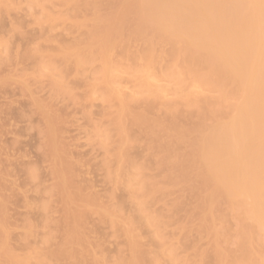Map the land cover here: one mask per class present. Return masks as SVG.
<instances>
[{"label":"bare ground","instance_id":"6f19581e","mask_svg":"<svg viewBox=\"0 0 264 264\" xmlns=\"http://www.w3.org/2000/svg\"><path fill=\"white\" fill-rule=\"evenodd\" d=\"M51 1L55 3L52 2V5H59L62 11L52 12L44 5L39 6V0H29V6L38 5L42 8V13L36 15L38 17L33 16L35 19L31 21L33 24H40V27L44 22L51 25L58 21L63 24L65 22L75 37L68 44H63L61 39L56 44L58 46L50 47L51 43H46L48 36L44 33L39 41L43 38L46 45L42 44L43 41L41 44L44 49L48 45L47 51L40 44H35L38 40L35 45L28 41L30 46H25L27 48L25 51L23 49V54L26 60L32 61L31 68L28 69L30 74L27 72L19 77L15 76L20 78L16 83L26 88L28 79L30 80L27 76H32L36 81L45 77L55 88L50 84L54 93L49 91L54 96L64 94L71 101L72 88L65 84L63 74L66 76L68 71L76 79L85 71L91 70V75L83 83V99H100L99 101L103 100L107 105L103 104L106 106L103 108H115L113 119L108 120L110 124L104 126L105 128L103 125L102 128L99 127L101 124L94 127L95 130H99L98 127L101 131L109 130L104 140L109 139L116 144L113 146L109 142L107 149L113 148L112 153L107 150L108 157L104 155L107 159L113 154L110 156L113 160L109 158L108 162L102 159L105 179L116 190L118 186L126 190L127 193L124 194L121 188L125 195L122 197L127 198L125 201L130 203V207L129 210L126 208L127 213V210L123 213L120 204L109 203L112 202L110 197L114 192L112 186V195L109 194V198L106 195L109 201L106 204L110 205H105V200L88 193L87 187L77 178L79 172L75 174V170L77 172L81 167L78 168L77 162L76 165L73 164L75 161H71L68 152H65L68 158L64 156L65 149H62L63 152L57 149L60 144L57 142L61 140H56L58 137L56 138L55 125L58 119L55 114L61 105L54 109L55 114L52 115L50 110L53 108L49 103H55H52L54 99L52 102L48 101L51 99L48 94L46 96L50 98L47 100L49 103L46 101L44 104H49L51 109L45 108L38 101L35 106L43 114L37 110V106L31 107L34 106L42 115L39 119H44V128L48 130V158L53 163L49 166L54 165L51 173L55 176L54 183L57 186H52L51 189H55H52V193L56 196V189L58 191V186L61 187L60 199L58 198L60 204L57 202L61 205V211L49 209L50 205L47 206L44 202L34 203L35 205L26 203V207L38 212H61V216L56 215L59 219L54 220L50 218L52 215H48L42 222L26 218L22 225L15 224L19 220L14 224L11 222L13 225L9 224L12 215L6 212V205L14 196L16 188L5 179V174L4 177L0 174V264H264V0H50V4ZM11 5L8 0H0V13L7 9L6 13L9 9L13 10ZM26 12L29 14L28 10ZM2 18L4 17L0 19ZM12 29L10 27L7 30V37L5 30H2L6 38L10 34L19 36ZM3 36L0 39V64L7 66L13 59L11 58V62V59L3 57L1 53H5L7 50L4 52L3 49L8 48L11 43L6 38L2 40ZM51 48L56 49L48 51ZM12 49L14 51L15 48L10 50ZM18 51L14 52L15 55ZM8 55L10 57V53ZM17 58H20L19 54ZM87 65L93 69L87 68ZM3 70L2 72L5 71ZM86 72L85 75H89ZM1 81L4 84L7 82L5 79ZM62 81L64 82L58 84ZM40 82L41 80L39 84ZM43 84L40 85L43 89L39 87L40 91L46 89ZM18 88L20 90L21 87ZM31 93L30 95H35ZM27 95L26 93L25 96ZM15 96L14 98L17 97ZM73 96L78 97L72 95V98ZM26 98L29 99L28 96ZM35 99L39 100L36 95ZM81 99H77V103ZM2 105L6 106L3 101ZM91 105L93 104L88 107ZM64 107L71 112L67 105ZM60 111L57 112L58 115ZM108 112H105L106 115L111 117ZM6 115L4 117L7 118ZM111 120L113 130L109 129ZM2 121L0 120L1 124ZM105 122L107 123L106 120ZM133 131L138 135L130 134ZM110 132H113L112 135L115 132L116 139L111 137ZM103 134L101 133L102 136ZM84 136L87 137L88 134ZM66 137L64 135V139L70 141ZM104 140H99L104 142L103 148ZM139 147L143 149V155L136 154L141 159L131 156V152H136L134 150ZM2 152L3 150L0 153ZM73 152L75 151L71 153ZM44 155L47 157V153ZM74 157L76 155L72 157L73 160ZM81 157L79 153V158ZM80 160L82 159L79 162ZM153 171L157 175L151 174ZM23 172L24 170L20 174L23 175ZM25 173L29 181L37 176L34 169H25ZM73 173L75 177H72ZM71 177L76 179L78 185H72L71 181L74 179L71 180ZM58 204L55 205L60 207ZM52 207L56 206L51 205L50 208ZM91 215H96L103 223L106 222L112 230V236L121 240V246L115 249L112 256L107 251V245L111 243L106 242V237L105 240L96 234L95 228L98 226L95 223L94 226L88 223L87 219Z\"/></svg>","mask_w":264,"mask_h":264},{"label":"rangeland","instance_id":"374dc122","mask_svg":"<svg viewBox=\"0 0 264 264\" xmlns=\"http://www.w3.org/2000/svg\"><path fill=\"white\" fill-rule=\"evenodd\" d=\"M9 1V3L11 2V6H12V8H13V10L12 9H9V14H8V12L6 13V11L8 10H3V12H1L0 14H2V16L4 17V18H2V19H0V20H2L1 22H0V28H1V30H0V32L3 30H5L4 32H5V35L7 34V30H10V27L11 28H13L12 30L14 31L13 33H18V35L19 36H17V35H15V34H10V36H8L9 38H6L7 37V35H6V37H5V35H4V33H3V31H2V33H0V39H1V37L3 36L4 38L2 39V40H4L5 38H6V40L8 39V42L9 43H11V44H9L10 46L7 48L6 46V44L3 42V41H1V42H3L4 44H5V47L7 48H5V49H3V51L5 52L6 50L8 51V50H10L11 48H15L14 49V51H13V49L12 50H10V51H6L5 53H7V55H5V53H1L2 55H3V57L4 56H6L5 58H7V59H13V62H12V59H11V62L12 63H7V61L5 62V64L7 63V66H2L1 64V68H0V73L2 72V70L4 71V72H2L1 73V77H0V81L1 80H4L5 79V81H7L5 84H4V82H0V86H2L3 84L5 85V86H7V87H5L4 85L2 86V87H0L1 89H0V103H1V107H0V115H2V116H0V120L2 121L3 119H7V120H3L2 121V124H1V122H0V125H2V127L0 126V149L2 148V150H3V152L2 153H0V160H2V161H0V165H1V167H0V171H1V173L0 174H2V176L5 174V179H7V181L8 182H10V183H12L13 184V187L14 188H16L15 189V192H14V196H12L11 198H10V200H8L9 202L7 203V205H6V208H7V213L8 214H11L10 216H11V218H13V220L10 218L9 219V221L10 222H8L9 224L12 222L13 224H14V222L16 221V220H19L18 221V223H17V221L15 222V224L17 225V224H21L22 225V221H23V219L25 220L26 218H28V220H37V221H40L41 220V222L44 220V218H45V216H47V217H49V216H51L52 215V217H50L51 219H54V220H56L58 217H59V215L61 216V212H59V211H61V210H59V209H61V205H59L60 204V195H61V193L59 194V192H60V189H61V187H60V185L58 186V191H57V189H56V191H55V195L56 196H54L53 195V193H54V188H57V186H55V176H54V174L53 173H51V169H53V168H51L52 166H54V165H52V166H49L50 165V163L51 164H53L51 161H49V158L48 157H50V148L48 147V130L46 131V127L44 128V126H45V122H43L44 121V119L41 121L40 119L42 118L41 116L42 115H40V113L41 114H43V111H41V109H39L38 108V106L36 107L35 106V103L37 104L38 102H41V103H45L48 99H50V100H48V101H50V102H52L53 101V99H54V101L52 102V103H55V104H51V103H49L48 101V103L50 104V105H52V108H53V110L51 109V106H49V104H44L45 105V108L47 107V109H51L50 110V112L52 113V115H54L55 113H53V112H55L54 111V109L58 106V105H61L58 109H57V112L58 111H60L59 113V115H58V113L56 112V114H55V117H56V115H57V119H58V121L56 122V125H55V127L57 126V128H55L56 130V140L57 141H59V140H61V142L59 141V142H57V143H60V144H58V146H57V149L59 150H61L62 151V149H63V151H64V149L66 150V151H64V153L66 152H68V155L71 157V161H75V163H73V164H75L76 165V162H77V164H78V168H80V170H81V172H80V170L79 171H77L76 172V170H75V174H77L78 172H79V174L77 175V178L78 179H80L84 184H83V186L85 185L86 187H87V189H88V193L90 192V193H92V194H94V195H98L97 197H99V199H102V201H104L103 203L105 204V205H110V204H106V203H108L109 201L107 200V196H108V198H109V194H111L112 195V192H113V190H114V192L115 193H118L117 195L113 192V195L110 197V200H112V202H109V203H112V204H115L116 203V205L117 204H120L121 205V208H122V210H123V213L128 209V207H130V203L127 201H125L127 198L125 197H122V195L123 196H125L124 194H125V192H126V190H124L123 189V187H121L122 189H123V191H124V194H123V191H122V189L118 186V190H116L117 188H113V185L110 183V182H107L106 181V177H105V175H104V173H105V169L103 168V163H104V161H108V162H110L108 159L110 158V159H112L113 160V157H110L111 155H113V154H110V156H109V158H107L106 159V157L105 156H107L108 157V155L107 154H109V150H111V149H113V148H111V149H107V147H108V143L110 142V143H112L109 139V141L106 139V140H104L106 137H104V136H106V133H108L109 132V130H108V132H106L107 130H100V128L99 127H101L102 128V125H103V127L104 126H106V125H108V123H109V119H113L112 118V115H114V112H115V108L114 107H112V108H110V107H107L106 109H105V107L107 106L106 105V103H105V101L104 102H102V101H97V99L95 100V101H87L86 99H83V97L85 98V89H84V80L86 79V77L87 76H90L91 75V73H90V71L91 70H89L88 72H86V73H88L89 75H85V72H84V74L82 75V76H80V78H74L72 75H69V73L70 72H68V71H66L67 73H66V76H65V73L63 74V77H64V81H65V84L67 85V87L68 88H72L71 89V94L72 95H78V97H76L75 96V98H74V96H73V98H72V95L70 94V96H71V101H69V96H67V95H64V94H59V95H56V96H54L53 94H52V90H53V86H52V84H51V82L50 81H47V80H49V79H46L45 77H43V78H41V79H39L38 81H36V80H34L33 79V77L32 76H27L28 78H30V80L28 79V84H26V88L23 86V85H21L20 83H16V81L17 82H19V80H20V78H17V77H19V75L21 74V75H24V74H26L27 72L29 73V70L28 69H30L31 68V65H32V61H29L30 59H28V60H26L25 58H26V56H25V54H23L24 53V51L26 50L25 48H27V47H25L26 45H29L30 46V44L29 43H31V44H33V45H37V44H40L41 46H43V49H44V45H42V44H44L45 43V41H46V43H47V41L49 42V43H51V44H49V43H47V44H49V46L50 47H56V46H58V45H56V44H59L60 43V41H61V39H62V43L64 44H68V42L70 41L71 42V40L72 39H74L73 37H75V35H72L71 34V32L68 30V24L67 23H65L64 22V24H63V22L61 21V23H60V21H58V22H55V23H53L52 25L51 24H49V23H46V22H44V23H46V24H44V23H41V27L39 26L40 24H37L36 25V23L34 22V24H33V22L32 21H34V19H35V17H34V19H33V16H36V15H40L41 13H42V8L41 7H43V5L44 6H46V8L48 7V9L50 10V11H52V12H59V11H62V9H61V7L58 5H54L55 3L53 2V1H51V4H50V0L48 1V0H39L40 2L39 3H41V5L39 4V6H41V7H38V5H31V6H29L28 5V3H30L29 2V0H8ZM22 1V2H21ZM21 2V3H20ZM26 2H27V4H26ZM52 2L54 3L53 5H52ZM13 3H15V4H18V6L16 7L15 6V4H13ZM23 3V4H22ZM22 5V6H20V5ZM14 5V6H13ZM24 5V6H23ZM27 5V6H26ZM33 6V7H32ZM36 6V7H35ZM16 8H18V9H16ZM22 8V9H21ZM25 8H26V10H25ZM28 8V9H27ZM32 8V9H31ZM17 11H16V10ZM19 9H21L20 10V13H19ZM30 9V10H29ZM40 9H41V11H40ZM28 10V12H29V14H27V11ZM32 10V11H31ZM47 10V9H46ZM5 11V12H4ZM13 11H15V12H13ZM18 12V13H17ZM41 12V13H40ZM5 13V14H4ZM13 13V14H12ZM14 13H16L15 15H14ZM34 13V14H33ZM13 16H11V15ZM19 14V15H18ZM22 14V15H21ZM31 14H33V15H31ZM17 15V16H16ZM2 16H0V18L2 17ZM15 16V17H14ZM32 16V17H31ZM9 17V18H8ZM22 17V18H21ZM23 17H24V20H23ZM30 17V18H29ZM36 17H38V16H36ZM10 18H12L11 20H10ZM18 20H16V19ZM32 20V21H31ZM13 21V22H12ZM5 22V23H4ZM8 22V23H7ZM28 22V23H27ZM22 23V24H21ZM31 23L33 24V25H31ZM11 24H13V25H15L16 26V24L18 25V26H13L12 27V25ZM42 24H44V25H42ZM5 25V26H4ZM20 25V26H19ZM25 25V27H23ZM36 25V26H35ZM9 26V27H8ZM4 27V28H3ZM7 29H6V28ZM3 28V29H2ZM9 28V29H8ZM23 28V29H22ZM37 28V29H36ZM21 29V30H20ZM28 29H29V31H28ZM41 29V30H40ZM17 30V31H16ZM18 30H20V31H18ZM10 32V31H9ZM20 32V33H19ZM30 32V33H29ZM31 32H33V33H31ZM22 33V34H21ZM24 33H25V35H24ZM46 34V36H48V38H47V40H43V38H42V40H41V42L43 41V43L41 44V42L39 41L40 40V36L42 37V35L43 34ZM21 34V35H20ZM27 34V35H26ZM13 36V37H12ZM15 36V37H14ZM23 36H25V37H23ZM22 37V38H21ZM27 37V38H26ZM43 37H44V35H43ZM25 38V39H24ZM35 38H36V40H35ZM39 38V39H38ZM45 38V39H46ZM12 39H13V41H12ZM17 39V40H16ZM31 39V40H30ZM33 39L35 40L34 42H32L33 41ZM50 41H49V40ZM25 40V41H24ZM38 40V41H37ZM58 40H59V43H58ZM17 41V43H15ZM28 41H31V42H29L28 43ZM37 41V42H36ZM63 41H67V42H63ZM36 42V43H35ZM19 43V44H18ZM35 43V44H34ZM46 43H45V45H46ZM52 43H54L53 45H52ZM18 44V45H17ZM70 44V43H69ZM12 45H13V47H12ZM16 45V46H15ZM32 45V46H33ZM39 45V46H40ZM56 45V46H55ZM22 46V47H21ZM48 47V45L45 47V51H47V49H49V48H47ZM4 48V47H3ZM42 48V47H41ZM0 49H2V46H0ZM23 49H24V51H23ZM56 48H51L50 50H48V51H53V50H55ZM19 50V51H18ZM2 51V52H3ZM14 53L15 51H18L17 52V55H15L16 53H12V52ZM10 53V57H9V54ZM15 55V57L13 56V55ZM18 54H19V57L21 58H17L18 57ZM21 54H23V56H24V58H22L21 56ZM13 57H12V56ZM17 56V57H16ZM1 58V57H0ZM14 58H15V60H14ZM8 60V61H9ZM18 60V61H17ZM17 61V62H16ZM19 62V63H18ZM4 63V62H3ZM15 63L17 64L18 63V65H16L15 66ZM21 63V64H20ZM9 64V65H8ZM4 65V64H3ZM12 65V66H11ZM14 65V66H13ZM28 66V67H27ZM6 67V68H5ZM12 67V68H11ZM17 67V68H16ZM87 68H91V69H93V67L92 66H90V65H87L86 66ZM8 68V69H7ZM11 68V69H10ZM86 68V69H87ZM6 69H7V71H6ZM16 69V70H15ZM16 71V72H13V71ZM26 70V71H25ZM88 70V69H87ZM9 71V72H8ZM19 71V72H18ZM25 71V72H24ZM24 72V73H23ZM4 73V74H3ZM6 73H7V75H6ZM12 73H15L14 75H11ZM17 74V75H16ZM30 74V73H29ZM71 74V73H70ZM67 75H68V80H67ZM15 76H17V77H15ZM71 78H70V77ZM21 77V76H20ZM11 78V79H10ZM66 79V80H65ZM74 79V80H73ZM12 80V81H11ZM41 80V82H40V84H39V81ZM72 80V81H71ZM8 81H11L10 83H11V85L9 86V82ZM27 81V80H26ZM42 81H44V84H43V82ZM64 81H62V82H60V83H58V84H61V83H63ZM70 81V82H69ZM75 81H76V83H75ZM12 82H14V84L12 83ZM31 82H32V84H31ZM79 84H78V83ZM81 82V83H80ZM3 83V84H2ZM27 83V82H26ZM31 85H30V84ZM49 83V84H48ZM73 83H74V85H73ZM15 84H17V85H15ZM45 85V87H44V89L46 88V89H48V91L45 89V90H39V89H43V87H41L40 85ZM50 84H51V87H53L52 88V90H51V87H50ZM69 84V85H68ZM73 86H72V85ZM77 84V85H76ZM14 85V86H13ZM37 87H35V86ZM23 86V87H22ZM29 86V87H28ZM70 86V87H69ZM13 88V89H11V88ZM15 87V88H14ZM18 87H21L20 88V90H19V88ZM34 87V89H32ZM39 87H41V88H39ZM5 88H7V89H5ZM23 88V89H22ZM174 88V87H173ZM27 89V90H26ZM37 89V90H36ZM55 89V88H54ZM75 89H78V90H75ZM81 89V90H80ZM5 90V91H4ZM23 90H25L26 91V93L28 94L27 96H28V98L29 99H31V102H32V104H31V102H30V100L29 99H27L26 97L27 96H25L26 95V93H25V91H23ZM29 90V91H28ZM30 90H35V91H30ZM52 91V92H50V91ZM83 90V91H82ZM9 91H10V93H9ZM38 91H40V92H38ZM46 91H47V93H46ZM55 91V90H54ZM7 92V93H6ZM14 92H15V94H14ZM35 93V95H36V97H37V99H39V96L41 97L39 100H36L35 99V95H30V93ZM42 92V93H41ZM56 92V91H55ZM80 92V93H79ZM84 92V93H83ZM2 93H3V95H2ZM5 93V94H4ZM11 93H12V95H11ZM18 93H19V96H18ZM22 93V94H21ZM24 93V94H23ZM31 93V94H32ZM39 95H38V94ZM54 93V92H53ZM75 93V94H74ZM83 93V94H82ZM8 94H10V95H8ZM49 94V95H48ZM52 94V95H51ZM81 94V95H80ZM16 97V98H14V96ZM46 95H48L50 98H48V96H46ZM64 95V96H63ZM7 96V97H6ZM33 96H34V99H33ZM62 98H61V97ZM68 97V99L66 98V97ZM6 97V98H5ZM45 97H47V99L45 98ZM55 97H57V98H55ZM60 97V98H59ZM80 97V98H79ZM81 97H82V99H81ZM24 98V99H23ZM44 98L46 99V100H44ZM58 98H59V101L61 100V99H63V100H65L64 102L63 101H58ZM5 99V100H4ZM21 99H22V101H21ZM27 99V100H26ZM73 99V100H72ZM77 99H81V100H83L82 102H81V100H80V102L78 101V103H77ZM11 100V101H10ZM32 100H34V101H32ZM2 101H3V104H6V106H4V105H2ZM10 101V102H9ZM15 101V102H14ZM16 101H18V103L19 104H17V102ZM38 101V102H37ZM42 101H44V102H42ZM58 101V102H57ZM73 101V102H72ZM75 101V102H74ZM86 101V102H85ZM8 102V103H7ZM22 102V103H21ZM30 102V103H29ZM64 103V105H63V103ZM89 102V103H88ZM24 103V104H23ZM34 103V104H33ZM58 103V104H57ZM66 103V104H65ZM81 105H80V104ZM83 103V104H82ZM7 104H9V105H7ZM21 104H22V106H21ZM42 104V105H43ZM76 104V105H75ZM90 104H93V105H91V107H88V105L90 106ZM103 104H105V105H103ZM32 105H34L36 108H38L37 110L38 111H40V113H38L37 112V110H35L33 107H31ZM47 105V106H46ZM67 105V107H68V109H70L71 110V112L68 110V111H66L67 110V108H65L64 106H66ZM73 105L74 106H76V107H73ZM99 107H98V106ZM8 106V107H7ZM48 106L50 107V108H48ZM103 106H105L104 108H103ZM9 107H11V108H9ZM17 107V108H16ZM20 107H22V108H20ZM31 107V108H30ZM63 107V108H62ZM80 107V108H79ZM84 107H85V109H84ZM3 108V109H2ZM7 108V109H6ZM14 108V109H13ZM83 108V109H82ZM87 108V109H86ZM92 108V109H91ZM10 109V110H9ZM34 109V110H33ZM60 109V110H59ZM66 109V110H65ZM82 109V110H81ZM90 109V110H89ZM101 111H100V110ZM105 109V110H104ZM10 112H9V111ZM74 110H75V112H74ZM85 110V111H84ZM89 110V111H88ZM104 110V111H103ZM112 110H113V112H112ZM1 111L4 113V115H6V116H8L7 118L6 117H4V115H3V113H1ZM34 111V112H33ZM36 111V112H35ZM49 111V110H48ZM66 111V112H65ZM83 111V112H82ZM87 111V112H86ZM99 111H100V114H99ZM109 111V112H108ZM14 112V113H13ZM33 112V113H32ZM63 114H62V113ZM79 112V113H78ZM86 112V113H85ZM88 112H90V114H88ZM108 112V113H110L111 114V117L109 116H107L106 115V113ZM112 112V113H111ZM10 113V114H9ZM25 114V115H22V114ZM30 113H31V115H30ZM84 113L85 114H87V115H84ZM103 113H105V115L103 114ZM18 114V115H17ZM62 114V115H61ZM65 114H66V116H65ZM72 114V116H70ZM74 114V115H73ZM102 114L104 115V116H102ZM110 114H108V115H110ZM10 115V116H9ZM20 115V116H19ZM38 115V116H37ZM90 115V116H89ZM20 117V119L18 118V117ZM35 116H37V117H35ZM65 116V117H64ZM82 116H84V117H82ZM105 116H107L106 117V119L104 118ZM16 119H14V118ZM39 117H40V119H39ZM62 117H63V119H62ZM71 117V118H70ZM89 117H90V119H89ZM100 117V118H99ZM11 118V119H10ZM22 118V119H21ZM25 118V119H24ZM35 118V119H34ZM64 118H65V121H64ZM87 118V119H86ZM101 118H104V120H101ZM70 121H69V120ZM100 119V120H99ZM27 120V121H26ZM38 120V121H37ZM61 120V121H60ZM77 120V121H76ZM88 120V121H87ZM96 120V121H95ZM105 120L107 121V123L105 122ZM109 120V121H108ZM15 121V122H14ZM30 121V122H29ZM60 121V122H59ZM75 121V122H74ZM87 121V122H86ZM90 121H92V122H90ZM95 121V125H94V122ZM100 121V122H99ZM102 121V122H101ZM5 122H7L6 124H4ZM12 122H14V124L12 125V127H11V123ZM43 122V123H42ZM59 122V124H57ZM65 122H67V123H65ZM73 124L74 123V125H72L71 123ZM99 122V123H98ZM29 123V124H28ZM65 123V124H64ZM76 123V124H75ZM85 123H86V125H85ZM106 123V124H105ZM4 124V125H3ZM18 124H20V126L18 125ZM38 126H37V125ZM71 124V125H70ZM101 124V125H100ZM110 124V123H109ZM6 125V126H5ZM39 125H41V126H39ZM67 125V126H66ZM70 125V126H69ZM98 125H100L99 127H98V129L101 131H99V130H95V126L97 127ZM5 126V127H4ZM19 126V127H18ZM26 126V127H25ZM73 126V127H72ZM75 126V127H74ZM87 126V127H86ZM110 126V125H109ZM15 127H17V130H16V128ZM62 129H61V128ZM69 127V128H68ZM72 127V128H71ZM85 127V128H84ZM11 128V129H10ZM40 128V129H39ZM53 128V129H54ZM58 128H59V131H58ZM105 128V127H104ZM6 131H5V130ZM13 129V130H12ZM15 129V130H14ZM19 129V130H18ZM23 129V130H22ZM25 129V130H24ZM37 129V130H36ZM42 129V130H41ZM60 129H61V132H60ZM64 129V130H63ZM70 129V130H69ZM106 129H108V128H106ZM109 129H111V130H113V126H112V120H111V127L109 128ZM12 131V132H8V131ZM39 130V131H38ZM43 130H45L44 132H43ZM66 130V131H65ZM68 130L70 131V133H68ZM15 131H17V132H15ZM21 131H23V132H21ZM26 131H28V132H30L31 134H27V132ZM55 131H53V132H55ZM85 131V132H84ZM87 131V132H86ZM2 132V133H1ZM8 132V134H6ZM19 132V133H18ZM41 132V133H40ZM99 132V134H97ZM103 132H104V134H103ZM42 133H44V134H42ZM60 133V134H59ZM88 134V136L89 137H92V138H90L89 139V137L87 136H84V135H87ZM91 133V134H90ZM101 133L103 134V136L101 135ZM113 134V132H110V134ZM134 133H136L137 134V132H131L130 134H134ZM4 134V135H3ZM20 134H22L21 136H20ZM25 134V135H24ZM47 134V135H46ZM58 134V135H57ZM110 134H107L108 135V137L109 138H111V137H113V138H115V132H114V135H112L111 137H110ZM136 134H134V135H136ZM29 135H30V137H29ZM41 135V136H40ZM42 135H44V137L45 138H43V136ZM64 135L65 136H67L68 137V140H70V136H71V140L70 141H72V142H70V141H66L65 139H64ZM94 136V138H93V136ZM101 135V136H100ZM133 135V136H134ZM138 135V134H137ZM136 135V136H137ZM36 136H38V137H36ZM46 136H47V138H46ZM59 136H60V138H59ZM97 137V139H96V137ZM132 136V135H131ZM4 137V138H3ZM66 137V138H67ZM73 137H75V138H73ZM86 137V138H85ZM100 137H101V139H100ZM103 138V139H102ZM112 138V139H113ZM4 139V140H3ZM7 139V140H6ZM13 139V140H12ZM29 139V140H28ZM45 141H43V140ZM59 139V140H58ZM72 139H74V140H72ZM85 139H86V141H85ZM88 139V140H87ZM116 139V138H115ZM18 141V142H16V141ZM20 140V141H19ZM41 140V141H40ZM99 140H104L105 141V148H103V144H104V142L102 143L101 141V143L99 142ZM11 141V142H10ZM12 141H14L15 143H13ZM38 141V142H37ZM65 141H66V144H65ZM106 141H107V143H106ZM1 142H3V144H1ZM6 143V145H5V143ZM20 142V143H19ZM23 142V143H22ZM26 144H25V143ZM29 142V143H28ZM40 142H43V143H40ZM74 142H75V147H74ZM77 142V143H76ZM90 142V143H89ZM113 142H115L114 141V139H113ZM11 143L14 145V146H16V147H14L13 145H11ZM18 143V144H17ZM32 143V144H31ZM62 143V144H61ZM109 143V144H110ZM8 144V145H7ZM9 144L11 145L10 147H9ZM29 145V144H31V145H29V146H26V145ZM45 144H47V146L44 148V145ZM64 144H65V146H64ZM69 144H71V146H68ZM73 144V145H72ZM79 144H80V146H79ZM113 144V143H112ZM3 145V146H2ZM42 147H41V146ZM68 147H67V146ZM102 145V146H101ZM107 145V146H106ZM114 145H116L115 143L113 144V146ZM8 146V147H7ZM18 146V147H17ZM5 147V148H4ZM23 148L22 150H21V148ZM33 147V148H32ZM49 148L48 150L46 149V148ZM60 147V148H59ZM65 147V148H64ZM73 147H74V149H73ZM143 146H141V148H142ZM6 148H8V150L6 149ZM9 148H11V149H9ZM16 148H18V149H16ZM31 148V149H30ZM67 148V149H66ZM72 148V150H69V149H71ZM104 150H103V149ZM109 148V147H108ZM115 148V147H114ZM141 148L139 147V148H137V149H135L134 151H136V152H134L133 153V151L131 152L132 154H134V155H132L131 154V156H133L134 158H140L141 159V157L140 156H142L143 155V149L141 150ZM16 149V150H15ZM2 150H0V152L2 151ZM5 150V151H4ZM6 150L8 151V152H6ZM14 150H15V152H14ZM25 150H26V152H25ZM30 150H32L31 152H30ZM35 150H37V151H35ZM41 150H44V151H41ZM75 151V152H73V153H71L72 151ZM78 150V151H77ZM108 150V151H107ZM21 151V152H20ZM34 151V152H33ZM46 151H48V152H46ZM62 151V152H63ZM141 151V152H140ZM23 152V153H22ZM27 152H29V153H27ZM36 152V153H35ZM42 152L45 154V153H47V157H46V155H44V154H42ZM83 152V153H82ZM106 152H108V153H106ZM111 153H112V150L110 151ZM6 153V155H4ZM21 153V154H20ZM34 153V154H33ZM66 153L64 154V156L66 157V158H68V156L66 155ZM78 154V156H77V154ZM79 153H80V157L81 158H79ZM83 155H82V154ZM106 153V154H105ZM136 153H139V155H137ZM15 154V155H14ZM37 154V155H36ZM40 154V155H39ZM61 154H63V153H61ZM74 154V155H73ZM2 155H4V156H2ZM19 155V156H18ZM27 155V156H26ZM36 155V156H35ZM49 155V156H48ZM76 155V157H74L75 159L73 160V156H75ZM105 155V156H104ZM136 155V156H135ZM86 156V158H84ZM15 157V158H14ZM38 157V158H37ZM88 157H90V158H88ZM5 158V159H4ZM18 158V159H17ZM31 158V159H30ZM36 158V159H35ZM85 160H84V159ZM17 159V160H16ZM28 159H30V160H28ZM42 159V160H41ZM79 159H82V160H80V162H79ZM102 159H106V160H104V161H102ZM5 160V161H4ZM13 160H14V162H13ZM33 160V161H32ZM45 160V161H44ZM47 160V161H46ZM84 160V161H83ZM87 160H89V163L87 162ZM93 160V161H92ZM25 161H27V162H25ZM68 161H70L69 159H68ZM70 161V162H71ZM9 162V163H8ZM11 162V163H10ZM35 162V163H34ZM37 162V163H36ZM42 162V163H41ZM43 162H44V164H43ZM45 162H47V163H45ZM85 162V163H84ZM103 162V163H102ZM2 163V164H1ZM39 163V164H38ZM9 164V165H8ZM37 164V165H36ZM99 164V165H98ZM101 164V165H100ZM111 164H112V162H111ZM111 164H110V166H111ZM114 164V163H113ZM112 164V165H113ZM18 167H17V166ZM79 165H81V166H79ZM84 165V166H83ZM3 166V167H2ZM45 166H47L46 168H44ZM14 167V168H13ZM29 167H31V168H29ZM48 167H49V169H48ZM100 167V168H99ZM9 168V169H8ZM38 168V169H37ZM77 168V169H78ZM96 168V169H95ZM2 169V170H1ZM8 169V170H7ZM17 169V170H16ZM22 169V170H21ZM25 169L27 170V169H34V171L36 170V173H35V175H37L35 178H36V180H35V178L33 179L34 180V182H33V180L31 181H29V179L27 178V175H26V173H25ZM91 169V170H90ZM93 169V170H92ZM95 169V170H94ZM7 170V171H6ZM16 170V171H15ZM19 170V171H18ZM24 170V172H23V175H21L22 174V171ZM49 170H50V172H49ZM15 171V172H14ZM92 171V172H91ZM4 172V173H3ZM20 172H21V174H20ZM40 172V173H39ZM44 172V173H43ZM90 172V173H89ZM99 172V173H98ZM101 172V173H100ZM152 172V171H151ZM13 173H15L14 175H13ZM103 173V174H102ZM41 174V175H40ZM47 174V175H46ZM52 174V175H51ZM106 174V173H105ZM151 174H156L157 175V172H155V171H153V173H151ZM21 177H20V176ZM12 176V177H11ZM14 176V177H13ZM16 176H17V178L19 179H17L16 178ZM41 176V177H40ZM47 176V177H46ZM79 176H80V178H79ZM92 176V177H91ZM4 177V176H3ZM6 177H10V178H12V179H10V178H6ZM72 177H75L74 176V173H73V176ZM71 177V180H73L74 178H72ZM24 178V179H23ZM45 178V179H44ZM26 179V180H25ZM39 179V180H38ZM41 179V180H40ZM47 179V180H46ZM76 179H74L73 181H71V183H72V185L74 186V185H76L77 183H76V181H75ZM88 180V181H87ZM43 181V182H42ZM52 181V182H51ZM75 181V182H74ZM79 181V180H78ZM90 181V182H89ZM75 184H74V183ZM80 182V181H79ZM93 182V183H92ZM18 183H20L19 185H17ZM28 183V184H27ZM50 183V184H49ZM54 183V184H53ZM111 185H110V184ZM39 184V185H38ZM43 184V185H42ZM107 184V185H106ZM21 185V186H20ZM78 185V184H77ZM79 185H80V183H79ZM92 185H95V186H92ZM19 186V187H18ZM28 186H30V187H28ZM32 186V187H31ZM54 187V188H52V189H54L53 191H52V189H51V187ZM111 186H112V188H113V190L111 191ZM28 187V188H27ZM41 187V188H40ZM89 187H90V190H89ZM94 187V188H93ZM21 188V189H20ZM49 188V189H48ZM105 188H107V189H105ZM27 189H29V190H27ZM30 189H32V190H30ZM34 189V190H33ZM120 189H121V191H120ZM17 190V191H16ZM27 190V191H26ZM51 190V191H50ZM49 191V192H48ZM39 192V193H38ZM53 192V193H52ZM57 192V193H56ZM94 192V193H93ZM99 192H100V195H99ZM111 192V193H110ZM23 193V194H22ZM41 193V194H40ZM120 193H121V195H120ZM127 193V192H126ZM44 194V195H43ZM103 194H105V195H103ZM21 195V196H20ZM27 195V196H26ZM59 195V196H58ZM107 195V196H106ZM11 196V195H10ZM25 196V197H24ZM52 196V197H51ZM117 196V197H116ZM127 196V195H126ZM35 197V198H34ZM8 198V199H9ZM59 198V199H58ZM14 199V200H13ZM16 199V200H15ZM29 199V202H27V200ZM113 199H116V200H114L113 201ZM35 200V201H34ZM47 200V201H46ZM55 200V201H54ZM57 200V201H56ZM120 200V201H119ZM11 201H13V202H11ZM31 201V202H30ZM37 201V202H36ZM52 201V202H51ZM25 202V203H24ZM47 203L46 205L47 206H49V209H51V210H59L58 212H59V214L58 213H56V212H48V210H46L45 212L43 211V212H41V211H36V210H34V209H32V208H28V207H26V203H30V204H32V205H35V204H38V203ZM55 202V203H54ZM59 204H58V203ZM114 202V203H113ZM35 203V204H34ZM52 203V204H51ZM127 203H129V204H127ZM11 204V205H10ZM25 204V205H24ZM55 204H58L60 207H57V205H55ZM127 204V205H126ZM16 207H15V206ZM51 205H53V206H56L57 207V209H55L56 207H52V208H50L51 207ZM13 206V207H12ZM158 207V206H157ZM18 208V209H17ZM127 208V209H126ZM11 209V210H10ZM12 209H13V211H12ZM17 209V210H16ZM23 210V211H22ZM26 210H28V211H26ZM51 210H49V211H51ZM129 210V209H128ZM128 210L126 211V213L128 212ZM25 211V212H24ZM12 212V213H11ZM43 213H46V214H43ZM56 213V214H55ZM15 214V215H14ZM32 214V215H31ZM43 214V215H42ZM18 215V216H17ZM49 215V216H48ZM54 215V216H53ZM56 215L58 216L57 218H56ZM8 216V215H7ZM9 216V217H10ZM22 216V217H21ZM15 217V218H14ZM18 217H20L19 219H18ZM36 217H37V219H36ZM30 218V219H29ZM34 218V219H33ZM43 219V220H42ZM59 219V218H58ZM27 220V219H26ZM30 220V221H31ZM21 221V222H20ZM37 221L35 222V223H37ZM87 221H88V223L90 224V225H93L94 226V224L93 223H95V225L96 226H98V227H96L95 228V230L97 231V233L96 234H99L98 236H100V238H103V239H105L104 237H106V239H108V240H106V242L107 243H111V244H108L107 245V251H108V255L110 256H112L113 254H114V252H115V249L118 247V246H121V244L119 243V242H121V240H116L113 236H112V230H110V228H109V225L108 224H105L106 222H104L103 223V221H99L98 220V218H97V216L96 215H91L88 219H87ZM24 222V221H23ZM11 223V225H13ZM99 223V224H98ZM108 225V226H107ZM98 228V229H97ZM99 230V231H98ZM98 232H100V233H98ZM19 233V231H17V233L16 234H18ZM102 234H104V236L102 235ZM109 234V235H108ZM39 235H40V233H39ZM112 237V238H111ZM110 239V240H109ZM115 241H114V240ZM109 241V242H108ZM114 241V242H113ZM115 245V248L113 247ZM108 246H109V248H108ZM111 247H113V249L111 248ZM112 250H114V251H112ZM111 252H112V254H111Z\"/></svg>","mask_w":264,"mask_h":264}]
</instances>
